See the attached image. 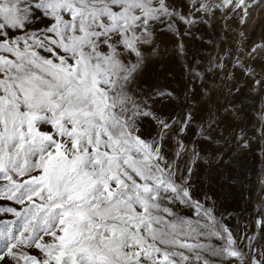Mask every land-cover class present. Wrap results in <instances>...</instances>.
Wrapping results in <instances>:
<instances>
[{"label":"snow or ice","instance_id":"snow-or-ice-1","mask_svg":"<svg viewBox=\"0 0 264 264\" xmlns=\"http://www.w3.org/2000/svg\"><path fill=\"white\" fill-rule=\"evenodd\" d=\"M257 9L264 0H0V264H264V202L241 228L193 187L236 114L196 86L183 43L212 22L246 27ZM161 36L180 88L149 75ZM238 40L215 68L264 92V42Z\"/></svg>","mask_w":264,"mask_h":264},{"label":"rangeland","instance_id":"rangeland-1","mask_svg":"<svg viewBox=\"0 0 264 264\" xmlns=\"http://www.w3.org/2000/svg\"><path fill=\"white\" fill-rule=\"evenodd\" d=\"M221 24L223 22H220ZM232 31L225 35L224 29L212 22L210 26H197L193 35L183 41L186 48V61L198 66L202 78L196 81V86L207 84L212 90L213 100L221 108L223 115L235 112V117L229 118L224 127L231 126V132H220L217 142L206 146L204 162L196 168L193 176V187L197 194H214L221 210L231 213V223L243 228L257 214L261 203L264 202V140L261 139L260 129L264 127L261 120V110L264 108V92L250 90L251 81L243 77L239 71L234 74L228 66L227 72L215 68L217 57L224 58L228 50H235L239 44L238 34L243 32L251 38V44L264 42V10L253 12L246 27L238 21L231 23ZM161 52H166L157 63L149 68V75L160 83L171 81L173 88H180L184 79L183 70L174 52L172 41L168 36H161L158 40ZM257 71L260 65H255ZM229 87L232 94H228ZM239 88L240 91H236ZM148 125H145L147 128ZM249 143L248 147L238 145L233 134H241ZM225 137V138H220ZM227 140V142H226ZM214 162L209 166L207 161ZM232 179L229 180L228 177Z\"/></svg>","mask_w":264,"mask_h":264}]
</instances>
